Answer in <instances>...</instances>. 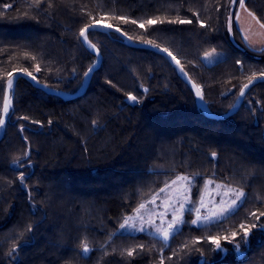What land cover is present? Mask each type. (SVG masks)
<instances>
[{
	"label": "trees",
	"instance_id": "trees-1",
	"mask_svg": "<svg viewBox=\"0 0 264 264\" xmlns=\"http://www.w3.org/2000/svg\"><path fill=\"white\" fill-rule=\"evenodd\" d=\"M33 3L0 0V116L10 72L26 68L67 93L80 88L95 57L79 33L94 21L171 51L216 115L232 107L253 73L264 72V49L242 43L232 0H43L39 9ZM245 7L264 23V0H245ZM113 14L165 22L140 28ZM88 39L101 63L81 97L64 101L25 79L15 85L0 141V264H264V82L233 116L212 120L161 55L128 47L112 33L89 32ZM213 49L223 58L204 64ZM129 94L137 101L130 103ZM178 175L193 178L192 210L206 182L245 195L233 212L204 226L187 211L168 243L118 232ZM209 237L219 238L220 248ZM129 248L136 249L131 257Z\"/></svg>",
	"mask_w": 264,
	"mask_h": 264
},
{
	"label": "snow or ice",
	"instance_id": "snow-or-ice-1",
	"mask_svg": "<svg viewBox=\"0 0 264 264\" xmlns=\"http://www.w3.org/2000/svg\"><path fill=\"white\" fill-rule=\"evenodd\" d=\"M238 2L239 3V6L241 9H244L245 11H248L247 8L245 7V0H232V3H236ZM43 3V0H34V3H33V7H35L36 9H39L41 7ZM51 3H49V7H51ZM5 8H9L11 7V5H5L4 6ZM105 16H107L108 14L105 13L104 14ZM193 15H196V13L194 12ZM233 14L232 13H229V16L231 17ZM248 15L249 16H252V18L254 20H256V17L255 15L248 11ZM114 18L117 19V20H120L124 23H128V22H131L132 24H138L140 28H145V25L147 26H153V25H156L157 23H164L165 20L161 19L160 17H156V18H149L147 20H144V21H137V20H130L125 17V16H120V15H115L113 14ZM236 16V19L239 20V13H236L235 14ZM197 19L199 20V18L197 17ZM168 23H172V24H175V23H180V24H191L193 21L190 20V19H171V20H167ZM256 22L258 24H260V27L261 28H264V23H260L259 20H256ZM102 27V28H105V29H112L113 28V25L111 23H105V24H100L99 22L97 21H94L92 24H89V25H86L84 28H82L80 30V33H79V36L83 38L84 42L88 44L89 47L91 48H94L95 45H92L88 42V36H87V33L88 31L93 28V27ZM200 27L201 28H204L206 27V25L201 21L200 22ZM228 27H229V31L232 30V20L229 19L228 21ZM117 32H120L121 29L120 28H116L115 29ZM147 30V29H146ZM245 40L247 41L248 40V37L245 36L244 37ZM145 44L147 45H151L153 47H156L160 52L162 53H167L168 56H170L172 58L173 61L176 62L177 65H180V61L176 58L175 55L172 54L171 51H169L167 48H160L159 45L155 44L154 41L152 40H145L144 41ZM215 55V50L213 49L212 52H206L204 54V58L205 59H211V57ZM237 63H240L239 61H237ZM92 69L90 68L89 69V72L91 71ZM36 71H40L39 67L36 68ZM179 71L181 73H183L184 75H187L186 72H184V68L181 66L179 68ZM18 72H22L23 74L31 77L33 80H36V76H34L31 72H29L26 68H23V69H19ZM89 72H85V76H87L89 74ZM259 76L260 77H264V72H261L259 73ZM8 77L9 79L7 80V90H11L13 88V85H14V75L13 73H8ZM257 79V74L256 73H253L251 77L248 78V83L243 85V87L241 88L240 90V96H243L245 95V89H247L253 82L254 80ZM193 87L196 89V93H197V96L200 97L202 99V95H201V89L199 88V86L197 85H193ZM5 90V96H4V109H3V112L5 114V116L8 114L9 112V106L11 104V100H10V97L8 95V91ZM128 100L129 101H133V102H136L137 101V97L136 96H133L131 94L128 95ZM5 116H0V127H2L5 123ZM24 119H27L26 117H24ZM25 155H27V153H25ZM215 153H212V156L215 157ZM20 180L21 182H23L24 180V174L21 173L20 174ZM188 182L189 185H190V178L187 177V176H180L178 175L174 180L171 181V184H168L166 183L165 184V187L164 188H161L160 189V192L163 193L167 188H169L171 185H177L178 182ZM217 187H220V185H217ZM180 189H184L185 188V185L183 183L180 184L179 186ZM190 190V188H189ZM228 191L234 193L235 195V199L231 201V203L226 207V208H221V212L219 214L217 213H213V216H216V215H222L223 213L229 211L232 207H234L238 201L241 200L242 197H244V192L242 190H237V189H233V188H229ZM177 195L179 197H181V199L178 201L179 202V208L177 209H174L173 211V217H172V220L168 223V226L167 228H164V227H155V231L156 233H158L159 235H161L162 239L167 242L170 235L176 230V228L181 224L183 223L182 219H181V214L185 208V205L186 203L188 202L189 200V197L187 195H184L183 192L177 190ZM156 195L154 194L153 197H152V201L151 202H155V199H156ZM177 201H172V203H175ZM203 199H201V207H203ZM167 207V206H166ZM145 208V202H141L139 204V207L137 209H135V212L139 214L140 212V209H143ZM197 213H199V208L196 209ZM164 213H161V217H163ZM254 215V214H253ZM260 216H264V212H261L260 213ZM210 217L208 216H204L203 219L204 220H208ZM129 219L131 218H124V222L120 224V229H132V230H137V231H142L143 228H139L137 229L135 224L132 223L130 224L129 223ZM142 219V218H141ZM201 217L199 215H197V219L193 220L192 223L193 224H196L197 222L201 221ZM256 219H259V217H256ZM149 223H151V221H149ZM255 226V225H253ZM244 225H241V228L244 229ZM232 236H236L237 233L235 231H233L231 233ZM248 235V230L245 229L244 230V236L247 237ZM208 239L211 240L212 244H214L216 246V248H220V243H219V238L217 237H209ZM196 241H193V243H195ZM82 251L84 253H88L91 251V249L88 247L87 243H85L84 241H81V245H80ZM137 248H144V245H138L136 246ZM136 249L135 248H129L126 250V253H127V256L131 257L133 256L134 254V251ZM115 251V249L113 250ZM12 252H15V248H13L9 255L12 254ZM121 255H124V252L122 251L121 252ZM161 264H163V261H161Z\"/></svg>",
	"mask_w": 264,
	"mask_h": 264
},
{
	"label": "rangeland",
	"instance_id": "rangeland-1",
	"mask_svg": "<svg viewBox=\"0 0 264 264\" xmlns=\"http://www.w3.org/2000/svg\"><path fill=\"white\" fill-rule=\"evenodd\" d=\"M234 17V15H233ZM237 23L239 21L236 19ZM101 23V22H100ZM249 32L251 33L252 28L248 25ZM252 34V33H251ZM255 34V32L253 33ZM254 36V35H253ZM264 38V35H261ZM244 37V35H243ZM260 37L258 38L259 40H262L260 43H262V47L260 49H264V39ZM249 41V40H248ZM252 45V44H251ZM224 54L219 51H215V55L211 57V59H205L204 56L202 57L203 63L206 65H212L222 59ZM130 103H134L133 101H130ZM190 178V185L188 182H178L177 185H171L169 188H167L163 193L160 191L155 194L156 199L155 202H151L152 198L145 203V208L140 209L139 214L134 212L131 216H129V223L132 224L134 223L136 228H143L142 231H137V230H132V229H118L119 233H129V234H137V233H147L151 236H154L156 238H160L161 240L162 237L155 231V227H164L167 228L168 223L172 220L173 217V211L174 209L179 208V200L181 197L177 195V190L183 192L184 195H187L189 197L188 202L185 205V208L181 214V219L183 221V217L187 211L192 210L190 207V201L191 198L194 197V193H192L193 190V178ZM183 183L185 185L184 189H180L179 186L180 184ZM171 184V182L169 183ZM217 185H220V187H217ZM190 188V190H189ZM230 187H227L225 185L221 184H214L210 182H206L203 192L201 193L200 199L197 202L196 208L192 210L194 214V220L197 219V215H199L202 219L201 221L197 222L194 224L195 226H204L208 223L220 220L224 218L226 215L229 213L233 212L237 206L240 204L242 201L243 197L241 198L240 201L237 202V204L232 207L229 211L223 213L222 215H216L213 216V213L219 214L221 212V208H226L232 200L235 199L234 193L228 191ZM200 193V192H199ZM201 199H203V207H201ZM172 201H177L175 203H172ZM167 206V207H166ZM199 208V213H197L196 209ZM161 213H164L163 217H161ZM208 216L210 217L208 220H204L203 217ZM142 218V219H141ZM151 221V223H149ZM182 223L176 228V230L170 235L169 239L167 242L163 240L164 243H168L170 238L173 236L174 233H176ZM87 254V253H84Z\"/></svg>",
	"mask_w": 264,
	"mask_h": 264
},
{
	"label": "water",
	"instance_id": "water-1",
	"mask_svg": "<svg viewBox=\"0 0 264 264\" xmlns=\"http://www.w3.org/2000/svg\"><path fill=\"white\" fill-rule=\"evenodd\" d=\"M100 23V22H99ZM100 24H105V23H100ZM116 28H112V29H105L102 27H93L91 28L89 32H101V33H105V34H115L116 36L119 37V39L122 41V43L128 47L134 48V49H142V50H149L152 51L158 55H161L163 58H165L168 63L170 64V66L174 69L175 73L177 74L178 78L184 83L186 84L189 89L191 90V92L193 93L194 96V101H195V106L196 109L199 110L206 118L212 119V120H217V121H221V120H225L231 116H233L241 107L242 102L247 94V92L256 84L258 83H262L264 82V77H257V79L254 80V82L247 88L245 89V95L240 96V93L238 95V97L236 98L234 104L232 105V107L227 110L225 113L223 114H213L210 109L208 108L206 102L203 100V98L201 99L200 97L197 96L196 93V89L193 87L194 83L190 80V78L188 77V75H184L183 73H181L179 71V68L181 67L180 65H177L175 61L172 60V58L170 56L167 55V53H162L160 52L156 47H153L151 45H147L145 43H135L133 41H131L128 37H126L124 34H122L121 32H117L115 30ZM87 33V36H88ZM79 40L81 42V44L83 45V47L95 57V60L93 62V64L87 69L86 72H89V69L91 68L92 70L89 72V74L87 76H83L82 78V82L80 85V88L75 92V93H67L61 90H56V89H52L47 87L46 85H43L41 83H39L37 80H33L31 77L23 74L22 72H18L14 74V85L13 88L11 90H7V82H6V86H5V90L8 91V95L10 97L11 100V104L9 106V112L8 114L5 116L3 109H4V101H3V107H2V113L1 116H5V123L2 127H0V141L3 138L4 135V131H5V126L7 123V119H8V115L12 109V99H13V95H14V89H15V85L17 83V81L19 79H25L27 80L29 83H31V85L37 89H39L40 91L44 92L45 94L51 95V96H55L58 98H61L64 101H70V100H74L78 97H81L85 91L88 88V85L90 83V80L92 78L93 73L99 68L100 63H101V55L99 53V51L97 50L96 47L91 48L88 46L87 43L84 42L83 38L79 36ZM88 42L90 44H92L89 39ZM93 45V44H92ZM185 72V71H184ZM248 83V82H247ZM246 83V84H247ZM5 96V94H4ZM262 137L264 140V126H263V132H262ZM262 230H264V228H260ZM236 256L237 258H240L242 256V253L239 251V248L236 247Z\"/></svg>",
	"mask_w": 264,
	"mask_h": 264
},
{
	"label": "crops",
	"instance_id": "crops-1",
	"mask_svg": "<svg viewBox=\"0 0 264 264\" xmlns=\"http://www.w3.org/2000/svg\"><path fill=\"white\" fill-rule=\"evenodd\" d=\"M236 13H239L238 21L240 24H238L236 21V16H235ZM233 18H234L233 19L234 26L239 32V36L241 38L242 43L250 50L253 51L263 50L260 49L263 48L261 45L262 43H260L262 40H259L258 38L259 37L260 39L263 38L261 35H264V28H261L260 24L256 22L257 18L256 20H254L252 16H249L248 11H245L244 9L240 8L239 3L234 8ZM248 25L252 28L251 30L252 34L249 32ZM254 32L255 34H253ZM243 35L244 37L247 36L249 41L248 40L246 41Z\"/></svg>",
	"mask_w": 264,
	"mask_h": 264
}]
</instances>
